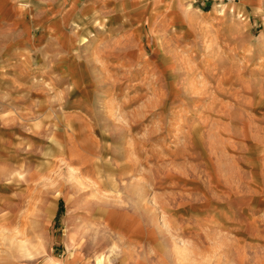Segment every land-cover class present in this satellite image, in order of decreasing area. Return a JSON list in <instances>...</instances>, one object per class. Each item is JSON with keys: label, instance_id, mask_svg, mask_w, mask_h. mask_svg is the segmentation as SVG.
I'll use <instances>...</instances> for the list:
<instances>
[{"label": "rangeland", "instance_id": "rangeland-1", "mask_svg": "<svg viewBox=\"0 0 264 264\" xmlns=\"http://www.w3.org/2000/svg\"><path fill=\"white\" fill-rule=\"evenodd\" d=\"M255 3L0 0V264H264Z\"/></svg>", "mask_w": 264, "mask_h": 264}, {"label": "crops", "instance_id": "crops-1", "mask_svg": "<svg viewBox=\"0 0 264 264\" xmlns=\"http://www.w3.org/2000/svg\"><path fill=\"white\" fill-rule=\"evenodd\" d=\"M239 2H242L243 3L242 5H244V6L247 5V6L252 7V8H255V6H256L255 0H242V1L240 0Z\"/></svg>", "mask_w": 264, "mask_h": 264}, {"label": "built area", "instance_id": "built-area-1", "mask_svg": "<svg viewBox=\"0 0 264 264\" xmlns=\"http://www.w3.org/2000/svg\"><path fill=\"white\" fill-rule=\"evenodd\" d=\"M208 1H214V2L217 1V2L224 3L225 5H227V4H235V3H238L240 0H208Z\"/></svg>", "mask_w": 264, "mask_h": 264}]
</instances>
